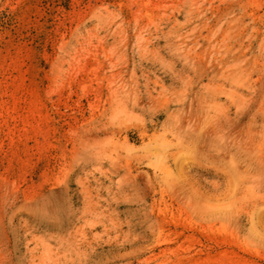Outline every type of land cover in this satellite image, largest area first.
<instances>
[{"label":"rangeland","instance_id":"obj_1","mask_svg":"<svg viewBox=\"0 0 264 264\" xmlns=\"http://www.w3.org/2000/svg\"><path fill=\"white\" fill-rule=\"evenodd\" d=\"M0 264H264V0H0Z\"/></svg>","mask_w":264,"mask_h":264}]
</instances>
